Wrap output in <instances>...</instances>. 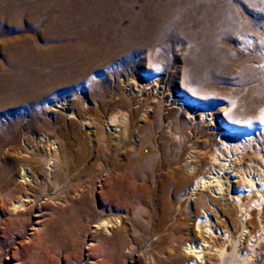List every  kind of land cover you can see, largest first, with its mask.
Masks as SVG:
<instances>
[{"label":"bare ground","instance_id":"obj_1","mask_svg":"<svg viewBox=\"0 0 264 264\" xmlns=\"http://www.w3.org/2000/svg\"><path fill=\"white\" fill-rule=\"evenodd\" d=\"M221 1L0 0V260L24 253V245L9 250V241L51 209L52 231L55 224L81 231L93 219L103 261L132 253L128 241L136 239L151 264H264V147L253 135L264 128V88L215 109L185 89L228 69L223 35L255 32L247 48H264V24L250 18L264 15V0L239 8ZM194 22L202 34L188 57L194 75L182 71L180 83H163L159 49L177 30L191 33ZM142 51V82L127 75L109 101L107 86L87 94L96 74ZM61 91L63 100L52 97ZM55 100L59 113L48 121L43 110ZM203 116L230 136L215 142L201 133L195 125ZM226 116L253 118L237 127ZM250 151L260 164H245ZM97 185L108 204L94 215L87 196ZM213 191L218 200L208 199ZM50 196L65 206H52Z\"/></svg>","mask_w":264,"mask_h":264},{"label":"rangeland","instance_id":"obj_2","mask_svg":"<svg viewBox=\"0 0 264 264\" xmlns=\"http://www.w3.org/2000/svg\"><path fill=\"white\" fill-rule=\"evenodd\" d=\"M230 4L239 8L245 5L246 3L245 0H230L228 3H226V1L224 0L221 1V6H227ZM260 12L261 11H258L257 13ZM255 17H258L260 22H263L264 24V15L256 13L254 15H250L251 19H254ZM200 26V22H194L191 27L192 34L187 32L186 30H177L171 35L172 39L168 41L166 46L167 49H159V56L161 55V58H157V60L155 61L157 64L155 63V66L157 67L161 65L163 67V70L158 75L159 79L163 83L169 85L180 83L184 71L186 72V74L188 73L187 76L189 77V79H191L194 75V67H192V64L188 61V57L192 54L195 46L201 42L202 34L199 31ZM258 31L259 33H261V35L263 34L262 37H264V27L263 29H259ZM231 34L230 36L223 35L220 38V47L224 50V52H226V64L228 65V69H226L227 71H222L215 82L207 80L203 84H192L189 85L190 87H185L186 91H188L190 94L195 95L192 92L195 91L196 97L202 99L203 101L204 99H207L208 104L206 105H208L210 109H215L217 107H220V105L222 104H227L230 101H234V99L232 100V98L234 97L236 98V100H240L243 97L242 94L247 93L251 89H259L260 87L264 88V48L262 49L261 53L258 54L252 51L251 49L247 48L246 42V40L248 41L249 38L254 39L256 33H248V37L245 35H241V33L237 32H233ZM241 36H243L244 38ZM179 45H182V47H179ZM144 54L145 52L142 51L133 58L127 60L114 61L113 63L105 67L102 72H99L93 77L95 83L89 84L90 86L86 89L87 94L88 91L89 94L91 93V87H97L96 89L93 88V90L99 91L101 90V87L103 88L104 86H107L109 88L110 93L108 96L109 98L107 97V100L109 101L110 97L113 95L115 90L120 89L121 91H123L122 89H125L124 85L126 83L125 79L127 75L132 78L136 77L135 80L139 83L142 82L144 80V78L142 77V72L145 69L144 60L142 59ZM197 90L199 92L201 91L202 93H199ZM235 91L237 92V94ZM77 93L79 96H81V98L84 97L85 92L81 89V85L78 87ZM263 94L264 92H262L261 94L262 98H264ZM63 96L64 92L61 91L53 95L52 97H55L57 98V101H60L64 99ZM55 102L56 100L52 104H50L49 107L48 104H46L47 106L45 105L44 107L42 116L44 118L46 117L45 119L48 121L53 120L59 113V111L55 109L57 108ZM100 102L101 101L98 99L97 101H94L93 104L91 103V108H93V111H95V116L96 112L98 113L100 111ZM94 107L98 108V111H96V108ZM173 107L176 106L174 105ZM256 111V119L258 120L260 115L259 112H261V110H259L258 108ZM100 114L102 113L100 112ZM208 114L211 115V112H208ZM61 115L64 117L63 114ZM182 117L189 121L188 118L190 116L183 114ZM226 118L231 122L234 121L235 123L232 122L233 125H236L237 127H242L245 125V123L247 124V122L253 117L245 118L239 116L235 119H231L226 116ZM199 121L201 123L199 122L200 124L197 123L195 126L197 128L199 127L200 132L202 131L201 133L211 136L215 140V142H219L222 137L227 136V134L228 136H230L231 134L226 127H224L220 122L217 121V119H214L213 117H199ZM202 123L204 124L202 125ZM200 126L203 127L201 128ZM78 131L80 137L83 138V130L81 128H78ZM253 135L255 137V141L257 142L255 144H259L261 147H264V128L258 126L254 131ZM251 152L252 151H250V153ZM253 152H255V150H253ZM251 162H255L254 164L256 165L260 164L256 156L252 153L248 156L247 159H245V164L250 165L252 164ZM245 164H243V166ZM222 174L223 173H221V175ZM234 182H236V180H234ZM86 187L87 185L85 184L84 188ZM99 190L100 187L99 185H97L94 187V196H87V198L89 197L88 200L91 202V205H93L92 213L94 215L96 214V211L99 212L103 211L104 209H107L108 196L106 197V200H103L100 197ZM262 191L264 192V188L262 189ZM213 193L214 191L209 193L211 199L210 197L208 199L218 200L219 198L216 196L217 194ZM52 198L51 196L47 197L45 201L50 203L52 206H65V204H63L61 201L53 200ZM195 201H193V204L191 205L193 211V219L195 216L193 206ZM213 202H215V200H213ZM52 212L53 211L51 209H48L44 211V216L41 218L32 216L30 223H28L25 227L24 233L20 236L15 235L14 238L9 241V250L13 247H17L18 251L20 249V246L24 245V253L13 260H6L5 256H3L1 257L0 264H151L149 256L146 253L141 254L137 250L139 248V245L136 239H131L128 241V243L130 244H128V246H131L130 248L133 249L135 248L132 253H128V249H124L120 259L116 263L111 262L108 258L103 261L104 257H100V254L101 252H103V250H99L98 243V241L102 240L103 238L102 230H97L96 228H94L95 225L92 223L93 219H91V221L85 220L81 231H75V227L59 226L58 224H55V229H53L52 231V227L49 225V220L52 218L53 214ZM6 213H8V215L10 214V212H7V208ZM0 215H4L3 211L1 210ZM140 231L141 230L138 229L137 232L139 235L142 236L143 232ZM250 245L252 246V244ZM261 257V252H258L256 254V258L259 260L261 259ZM209 259L210 258L208 257L206 260L208 261ZM208 263L218 264L216 261L210 260L208 261Z\"/></svg>","mask_w":264,"mask_h":264},{"label":"snow or ice","instance_id":"obj_3","mask_svg":"<svg viewBox=\"0 0 264 264\" xmlns=\"http://www.w3.org/2000/svg\"><path fill=\"white\" fill-rule=\"evenodd\" d=\"M262 123H264V121H262Z\"/></svg>","mask_w":264,"mask_h":264}]
</instances>
